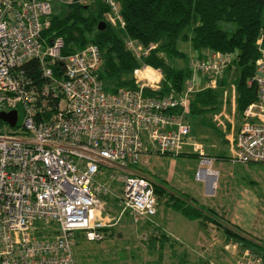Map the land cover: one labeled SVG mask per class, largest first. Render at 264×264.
<instances>
[{
	"label": "built area",
	"instance_id": "1",
	"mask_svg": "<svg viewBox=\"0 0 264 264\" xmlns=\"http://www.w3.org/2000/svg\"><path fill=\"white\" fill-rule=\"evenodd\" d=\"M99 2L107 7V22L125 28L119 0H0V109L18 114L12 132L0 130V264H75L78 235L101 242L117 225L106 201L108 183L117 177L124 208L136 218L155 217L156 184L133 170L152 153L149 144L162 155L190 149L199 157L196 179L216 189V158L193 136L188 112L199 77L203 89H217L232 57L208 52L191 58L192 75L179 96L147 95L161 89L163 75L146 64L135 71L137 87L107 92L97 45L65 54L64 38L46 36L54 3ZM125 42L139 61L157 48L130 37ZM257 45L261 56L250 81L256 99L233 141V164H264V38ZM235 91L232 86L234 98ZM216 122L227 127L221 116ZM227 244L226 251L235 243ZM235 264H264V252L242 249Z\"/></svg>",
	"mask_w": 264,
	"mask_h": 264
},
{
	"label": "trees",
	"instance_id": "2",
	"mask_svg": "<svg viewBox=\"0 0 264 264\" xmlns=\"http://www.w3.org/2000/svg\"><path fill=\"white\" fill-rule=\"evenodd\" d=\"M119 3L125 28L108 23L104 15L107 7L99 2L94 6H60L63 13L53 14L46 36L64 38L66 54L97 45L103 54L99 77L107 92L137 87L134 72L144 63L164 74L161 89L146 90L147 95L183 94L192 72L191 58L179 47L181 42H191L198 53L192 58H202L208 52L230 55L232 63L219 87L195 91L189 105L190 115L203 116L204 120L213 116L221 107L225 90L234 85L238 113L243 116L256 98V86L250 81L256 75V62L261 56L257 42L264 38V0H119ZM102 21L107 23V28L99 31ZM125 37L158 47L141 62L128 48ZM180 61H186L187 65L178 66ZM156 192L160 194L158 187ZM182 204L174 201V208L191 220L205 213ZM223 230L242 249L264 252L263 240L238 229L224 227Z\"/></svg>",
	"mask_w": 264,
	"mask_h": 264
},
{
	"label": "rangeland",
	"instance_id": "3",
	"mask_svg": "<svg viewBox=\"0 0 264 264\" xmlns=\"http://www.w3.org/2000/svg\"><path fill=\"white\" fill-rule=\"evenodd\" d=\"M54 13L55 15H60L63 13V10L61 9L60 5L57 3L53 4ZM113 26V25H112ZM113 27H119V26H113ZM158 47V45H156ZM179 47L188 55V58H192L195 56H198V53L194 51L192 44L190 41L187 42H181ZM142 62V61H141ZM178 66H186V61H180L177 63ZM186 64V65H185ZM145 64L142 63V66L139 69H142ZM137 69V70H139ZM162 73V82L164 80V74ZM159 77V75H157ZM134 80H135V72H134ZM147 83L146 81H143ZM136 83V82H135ZM202 81L199 78L197 81L196 86V92L202 88ZM228 90L232 91L231 87L228 88ZM227 92V91H226ZM194 95V94H193ZM193 95L192 98H193ZM222 95V93H221ZM231 96L230 92H228V99ZM191 98V99H192ZM223 99V95H222ZM221 103V107H222ZM2 112V109H0V113ZM5 112V111H3ZM231 107H229L228 113L231 115ZM190 109L188 112V121L192 125L193 128V134H195V138L197 141L201 142L203 145H209L212 144L211 142L214 141L217 145H220L224 148V152L227 154L229 153L227 150L228 148L225 147L223 142H221V138L219 137V134H217L214 127L211 125V119L213 116L208 117L207 120H204L203 116H195L190 115ZM201 119V120H200ZM200 121V122H199ZM22 123V116L19 119V124ZM7 123L1 122L0 130H10V127ZM240 124V123H239ZM220 130V129H218ZM10 132H12L10 130ZM222 137V136H221ZM151 154H148V162H144V158L140 165L137 167L144 170L147 175L155 182L156 185H158V188H168L175 193L179 195V199H175L179 203H183L186 206H189L187 204V200L190 202H194L193 199L195 198L200 208L189 206L191 208H194L196 211H199L200 213L205 212L207 217L210 216L211 211L208 210L206 207H203L202 205H210L211 203H217L214 199L207 196L206 191V184L204 182H197L196 180V170L198 166V161L196 158L192 156H172V155H162L159 152H156L152 149V145L149 144ZM222 150V148H221ZM198 157L197 154H194ZM199 158V157H198ZM214 168L218 169L220 171V178L218 185L220 186L219 189H217L216 193H221V187L225 186L226 183H230L232 181L239 182V184L243 187L247 185H253L256 192L260 193L264 190V164L263 165H254V166H245L242 169L237 170L236 167L233 165H223L221 163H217V161L214 164ZM235 168V169H234ZM241 170V171H240ZM110 172H117L112 169H108ZM232 171H235L234 178H230V174ZM118 175L120 174L117 172ZM122 174V173H121ZM239 174L241 176L239 177ZM230 178V179H229ZM218 179V178H217ZM217 181V180H216ZM252 181L259 182L260 184H252ZM207 183V181H206ZM111 189V193L107 198V208L111 216L114 220H116L117 225L115 226L114 235L112 234V240L108 238L107 241H101V242H89L85 239L83 235H78L76 239V244L74 246V258H75V264H146L144 259H146V255H144V251L150 250L152 247L150 245H143L140 244L142 241V234L139 232L142 230L147 229H153L154 231H158L160 233H163L165 230L162 226H157L156 222L155 225L153 223H144L143 221H152L151 219H144V218H136L132 211L126 210L124 208V205L122 204L120 197L123 192V181L120 177H117V179L110 180L108 183ZM160 186V187H159ZM211 191H215L211 188ZM157 193V192H156ZM164 193V191H161V194ZM185 194V195H184ZM158 199L160 201V205H163L167 202H169L168 195H160L157 193ZM188 198V199H187ZM191 199V200H190ZM174 200V199H173ZM222 201L220 200L219 203ZM224 203H227V201H224ZM264 198L262 199V205H259L260 212L258 217H256L255 221L253 222L254 229L251 230L250 233L255 236L254 238H259L264 241ZM182 204V205H183ZM196 204V203H195ZM161 206V207H163ZM252 207L251 205L248 206V208ZM246 208V207H245ZM236 206H226V210H233L236 211ZM240 207L238 208V210ZM211 213V214H210ZM220 213V212H219ZM221 214V213H220ZM210 218V217H209ZM143 222V223H142ZM142 223V224H141ZM203 223V222H202ZM201 229L204 230V236L205 241L200 242L204 245H195L194 240L192 238H189V246H185L181 248L182 250H178L181 253H174L167 252L164 253V261L165 264H208L211 261H215L219 264H230L237 261L238 257L240 256L242 247L234 242L231 250L226 251L225 247L228 245L226 242L229 241V237L224 233L220 231V229H217L214 226H205L204 224L201 225ZM135 233V234H134ZM137 233L139 234V237L136 236ZM224 235L227 237H224ZM160 237V236H159ZM171 242H179V241L170 238ZM208 242L206 243V241ZM150 241V240H147ZM196 241V240H195ZM167 245V243H164V247ZM145 246V247H144ZM146 246L148 248H146ZM180 246H183L178 243L177 248ZM194 246V247H193ZM201 246V247H200ZM156 247H160L159 244H156ZM176 250V249H175ZM166 252V250H165ZM155 256H159L158 253L154 254ZM157 257L155 258V263L152 264H159L157 260ZM139 259V260H138Z\"/></svg>",
	"mask_w": 264,
	"mask_h": 264
},
{
	"label": "crops",
	"instance_id": "4",
	"mask_svg": "<svg viewBox=\"0 0 264 264\" xmlns=\"http://www.w3.org/2000/svg\"><path fill=\"white\" fill-rule=\"evenodd\" d=\"M201 85H202V88H200V89L204 90L203 89V82ZM196 86H197V83H196ZM232 86L235 87L234 85H231L230 86L231 89H232ZM226 91L230 92V94H231L229 99L227 97L228 100L226 99V96H225ZM233 99H235V100H233ZM222 105L223 106L220 107L219 111L213 115V118L211 119V125L214 127L217 134H219V137H217V138H221V142H223L225 147L228 148L227 151L229 153L228 154H227V152L225 153L224 148L220 145H217L214 141H212L211 142L212 144H209V145H205V144L203 145L200 142L205 147V151H206L207 155L216 158L217 163H221L223 165L231 164L234 167H236L237 170L242 169L245 166L263 165V164H233L230 162L229 159L233 155V149H234L233 141L237 137V134H238L243 122H244V118H243V116H240L238 113L237 92L236 91H235V98H234L232 91L226 89L224 92V95H223ZM229 107H231V110H232L231 115L228 113ZM218 116H221V120H223V122L226 123V125H227L226 128L223 129L221 126L220 127L218 126V124L216 122V118ZM218 129H220V130H218ZM193 135L195 136V134H193ZM221 148H222V150H221ZM185 154H193V153L191 152L190 149H188ZM186 156H189V155H186ZM192 157L196 158V160L198 161L197 169H199L200 162H199L198 157L196 155L192 156ZM147 158H148V156L145 155L144 156V162H148ZM215 162H214V164H215ZM214 164H213V169L218 172V179L216 181L215 191L210 190V188H209L210 183L208 181L206 183L204 181H198L196 179L197 182H204L206 184L207 196L211 197L212 199L217 201V203L213 202L208 206L202 205L203 207H206L208 210H210L211 213H213L212 215H210L208 217H207L206 213H204L201 218L195 219V220H191V219L185 217L181 211H177L174 208V201H176V200H173V199H176V198L179 199V195L177 193H175L174 191L168 189V188H164V187L161 188L159 186L160 187V189H159L160 195L170 196V197H168V198H170L169 202H167V204L165 203L163 206V205H160V201H159L157 215L153 218L152 221H148V220L146 221L145 220L143 222L144 223H153L154 225L156 222L157 226L158 225L162 226L165 230H163L164 231L163 233H160L157 230L154 231L153 229L142 230L139 232L140 234H142V236H141L142 241L140 244L147 245V246L150 245L152 247L150 250H147V251L143 250L145 253L144 255L147 256L146 259L143 260L146 262V264L155 263V258L157 256H155L154 254H156V253L159 254V256L157 257V260H159L158 261L159 264H165L164 253L166 254L167 252H170V251L172 253H174V251H176L175 252L176 254L177 253L184 254L183 252H179L178 250H182L181 248H183L185 246H189V244H191L189 242V238L195 239L196 241L194 240V244L197 246H199L200 244L204 245L203 243H200V242L205 241V236H204L205 232L203 229H201L202 224H204V228H205V226H207V224H209V226H214L217 229H220V231L222 233H224L223 228L228 227V228L238 229L243 234H247V235H250L252 237H255L250 233V231L251 230L253 231V229H254L253 222L255 221L256 217H258V215H259L260 209H258V208H259L260 204L262 205V199L264 198V190L261 191L260 193H258L253 188L254 187L253 185H249V186L247 185V188H246V186L243 187L242 184L240 185L239 182L232 181L230 183L225 182L226 185L221 187V193L220 194L216 193L217 189H219V187H220L218 185L219 178H220V171H218V169L214 168ZM133 170H135V171L141 170L143 172V174L147 175V173L139 167H136ZM233 176H236L235 171H232V173L230 174V178L231 177L234 178ZM240 176H241V174H239V177ZM252 184H260V183L256 182V181H252ZM262 185H264V184H262ZM156 187H158V185H156ZM161 191H164V193L161 194ZM220 200L222 201L221 203H219ZM187 201H188L187 204L189 206L200 208V205L195 198L193 199L194 202H190L189 200H187ZM224 201H227V203H224ZM250 205L252 207L248 208V206H250ZM263 205H264V203H263ZM161 206H163V207H161ZM226 206H232V207L236 206L237 209H236V211L233 212V210H231V211L226 210ZM239 207H240V209L238 210ZM114 228L115 227L107 230L105 241H107L108 238L110 240H112V238H114V236L112 237V234L114 235V230H115ZM136 236L139 237V234L137 233ZM224 237L227 240V237L225 235H224ZM170 238H173L177 241H179L181 239V241H179L178 243L183 245V246H180L179 248H177L178 243L177 242L176 243L171 242ZM257 239H259V238H257ZM147 240H150V241H147ZM207 242H208V240L206 241V243ZM101 243H103V242H101ZM157 243L159 244L160 247H156ZM164 243H167V245L165 247H164ZM147 246H146V248H148ZM165 250H166V252H165ZM230 264H235V262L234 263L232 262Z\"/></svg>",
	"mask_w": 264,
	"mask_h": 264
},
{
	"label": "water",
	"instance_id": "5",
	"mask_svg": "<svg viewBox=\"0 0 264 264\" xmlns=\"http://www.w3.org/2000/svg\"><path fill=\"white\" fill-rule=\"evenodd\" d=\"M107 28V23L102 21L98 25L99 31H104ZM18 121V114L16 111L12 112H1L0 113V125L1 122L7 123L11 127H15Z\"/></svg>",
	"mask_w": 264,
	"mask_h": 264
},
{
	"label": "bare ground",
	"instance_id": "6",
	"mask_svg": "<svg viewBox=\"0 0 264 264\" xmlns=\"http://www.w3.org/2000/svg\"><path fill=\"white\" fill-rule=\"evenodd\" d=\"M61 7H62V6H61ZM69 7H70V6H69ZM54 11H57V10H54ZM55 14H56V12H55ZM55 14H54V15H55ZM64 53H65V52H64ZM65 54H66V53H65ZM71 54H72V53H71ZM145 74H146V73H145ZM255 99H256V98H255ZM6 125H7V124H6ZM210 178H212L213 181L216 180V177L211 176ZM209 188H210V187H209ZM184 195H185V194H184Z\"/></svg>",
	"mask_w": 264,
	"mask_h": 264
}]
</instances>
